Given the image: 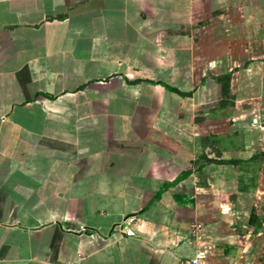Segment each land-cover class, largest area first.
Masks as SVG:
<instances>
[{
    "label": "crops",
    "instance_id": "0c3cea01",
    "mask_svg": "<svg viewBox=\"0 0 264 264\" xmlns=\"http://www.w3.org/2000/svg\"><path fill=\"white\" fill-rule=\"evenodd\" d=\"M188 258L264 264V0H0V264Z\"/></svg>",
    "mask_w": 264,
    "mask_h": 264
},
{
    "label": "built area",
    "instance_id": "2783aa9c",
    "mask_svg": "<svg viewBox=\"0 0 264 264\" xmlns=\"http://www.w3.org/2000/svg\"><path fill=\"white\" fill-rule=\"evenodd\" d=\"M194 233H200L201 229L199 226H193ZM48 264H60V263H48ZM178 264H199L198 258L182 259Z\"/></svg>",
    "mask_w": 264,
    "mask_h": 264
},
{
    "label": "trees",
    "instance_id": "16d2710c",
    "mask_svg": "<svg viewBox=\"0 0 264 264\" xmlns=\"http://www.w3.org/2000/svg\"><path fill=\"white\" fill-rule=\"evenodd\" d=\"M228 78V77H227ZM227 78H225V79H222L223 81H226L227 80ZM218 81H221V78H218Z\"/></svg>",
    "mask_w": 264,
    "mask_h": 264
}]
</instances>
